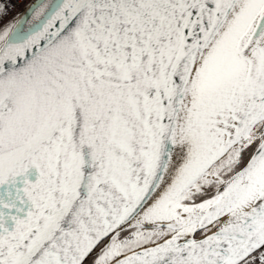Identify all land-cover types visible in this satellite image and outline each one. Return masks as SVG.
<instances>
[{"label": "snow or ice", "instance_id": "obj_1", "mask_svg": "<svg viewBox=\"0 0 264 264\" xmlns=\"http://www.w3.org/2000/svg\"><path fill=\"white\" fill-rule=\"evenodd\" d=\"M0 0V264H264V0Z\"/></svg>", "mask_w": 264, "mask_h": 264}, {"label": "built area", "instance_id": "obj_2", "mask_svg": "<svg viewBox=\"0 0 264 264\" xmlns=\"http://www.w3.org/2000/svg\"><path fill=\"white\" fill-rule=\"evenodd\" d=\"M30 1L31 0H7V3L14 7H12L8 16L4 20L8 21L18 16Z\"/></svg>", "mask_w": 264, "mask_h": 264}, {"label": "water", "instance_id": "obj_3", "mask_svg": "<svg viewBox=\"0 0 264 264\" xmlns=\"http://www.w3.org/2000/svg\"><path fill=\"white\" fill-rule=\"evenodd\" d=\"M39 2V0H33L27 7L26 9L23 11V13L19 16V18L16 21H19L23 18L24 14L31 8V6L35 3Z\"/></svg>", "mask_w": 264, "mask_h": 264}, {"label": "rangeland", "instance_id": "obj_4", "mask_svg": "<svg viewBox=\"0 0 264 264\" xmlns=\"http://www.w3.org/2000/svg\"><path fill=\"white\" fill-rule=\"evenodd\" d=\"M10 21H12V20H10ZM7 22H8V21H6V20L3 21V23H7ZM0 26H2V24H0Z\"/></svg>", "mask_w": 264, "mask_h": 264}]
</instances>
